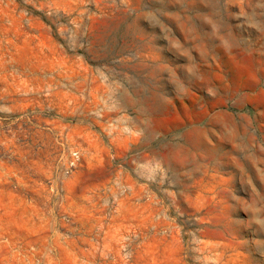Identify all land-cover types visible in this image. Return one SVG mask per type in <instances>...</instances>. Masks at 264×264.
<instances>
[{"label": "rangeland", "instance_id": "374dc122", "mask_svg": "<svg viewBox=\"0 0 264 264\" xmlns=\"http://www.w3.org/2000/svg\"><path fill=\"white\" fill-rule=\"evenodd\" d=\"M0 264H264V0H0Z\"/></svg>", "mask_w": 264, "mask_h": 264}]
</instances>
